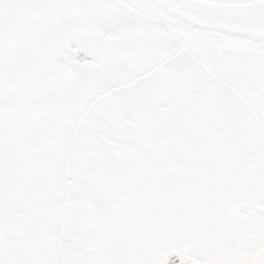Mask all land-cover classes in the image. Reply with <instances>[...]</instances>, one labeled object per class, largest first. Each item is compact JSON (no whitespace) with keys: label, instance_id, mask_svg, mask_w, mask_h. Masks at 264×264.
Returning <instances> with one entry per match:
<instances>
[{"label":"snow or ice","instance_id":"snow-or-ice-1","mask_svg":"<svg viewBox=\"0 0 264 264\" xmlns=\"http://www.w3.org/2000/svg\"><path fill=\"white\" fill-rule=\"evenodd\" d=\"M0 264H264V0H0Z\"/></svg>","mask_w":264,"mask_h":264}]
</instances>
